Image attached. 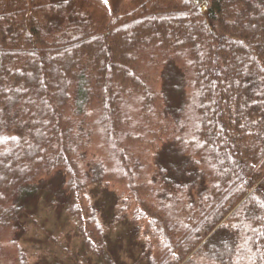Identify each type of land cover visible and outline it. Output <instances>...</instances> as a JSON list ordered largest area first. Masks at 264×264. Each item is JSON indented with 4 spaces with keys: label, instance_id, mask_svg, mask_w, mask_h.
<instances>
[{
    "label": "trees",
    "instance_id": "trees-1",
    "mask_svg": "<svg viewBox=\"0 0 264 264\" xmlns=\"http://www.w3.org/2000/svg\"><path fill=\"white\" fill-rule=\"evenodd\" d=\"M43 194L100 264L119 227L132 264H264V0H0V264H55Z\"/></svg>",
    "mask_w": 264,
    "mask_h": 264
},
{
    "label": "rangeland",
    "instance_id": "rangeland-1",
    "mask_svg": "<svg viewBox=\"0 0 264 264\" xmlns=\"http://www.w3.org/2000/svg\"><path fill=\"white\" fill-rule=\"evenodd\" d=\"M126 0H113V6ZM106 206L110 203L102 193L96 191ZM47 195H40L31 201L23 223L31 230L21 241L30 254L46 257L55 264H100L97 259L83 253L82 242L76 230L67 219L63 208H52ZM109 208V207H108ZM129 227H119L108 237L107 255L109 264H132L138 257L134 238Z\"/></svg>",
    "mask_w": 264,
    "mask_h": 264
},
{
    "label": "water",
    "instance_id": "water-1",
    "mask_svg": "<svg viewBox=\"0 0 264 264\" xmlns=\"http://www.w3.org/2000/svg\"><path fill=\"white\" fill-rule=\"evenodd\" d=\"M109 12L113 11V0H102Z\"/></svg>",
    "mask_w": 264,
    "mask_h": 264
}]
</instances>
